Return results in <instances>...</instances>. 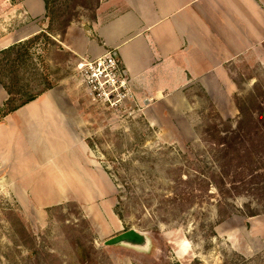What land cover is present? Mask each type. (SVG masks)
Returning <instances> with one entry per match:
<instances>
[{"label": "rangeland", "instance_id": "rangeland-1", "mask_svg": "<svg viewBox=\"0 0 264 264\" xmlns=\"http://www.w3.org/2000/svg\"><path fill=\"white\" fill-rule=\"evenodd\" d=\"M101 2L61 0L72 22L85 25ZM57 36L32 48L39 73L53 86L71 78L83 87L76 59L60 51ZM230 71L238 89L235 108L222 117L195 88L196 126L167 118L152 126L131 103L105 110L82 90V168L98 183L91 206L70 200L38 208L0 192V264H264V179L254 190L227 191L229 184L219 182L226 162L211 144L218 140L204 135L214 124L236 128V99L264 87L263 65L241 61ZM232 163V171H240L239 162ZM129 229L145 233L150 248L104 245Z\"/></svg>", "mask_w": 264, "mask_h": 264}, {"label": "crops", "instance_id": "crops-1", "mask_svg": "<svg viewBox=\"0 0 264 264\" xmlns=\"http://www.w3.org/2000/svg\"><path fill=\"white\" fill-rule=\"evenodd\" d=\"M101 1L91 23L71 22L54 40L77 65L112 51L132 81L134 112L152 126L163 118L196 126L195 88L223 117L238 90L230 65L264 66V0ZM47 27L44 0H0V53ZM73 84L58 81L0 122V192L20 204L91 206L98 183L82 168L84 89ZM7 99L0 84V109Z\"/></svg>", "mask_w": 264, "mask_h": 264}, {"label": "trees", "instance_id": "trees-1", "mask_svg": "<svg viewBox=\"0 0 264 264\" xmlns=\"http://www.w3.org/2000/svg\"><path fill=\"white\" fill-rule=\"evenodd\" d=\"M44 1L48 18L46 31L0 53V84L8 94L0 109V122L54 87L46 74L39 73L32 48L40 40L51 42L52 36L63 35L72 20L69 12L62 8L61 0ZM236 106L239 112L236 128L226 126L220 130V124H214L204 132L208 140H218L211 144L216 148L220 162H226L220 163L219 182L225 187L228 183L229 192L254 190L258 186L256 183L260 184V179H264V87L256 86L249 96L236 99ZM236 161L239 162L238 172L232 171V165H229ZM254 216L253 212L249 215Z\"/></svg>", "mask_w": 264, "mask_h": 264}, {"label": "built area", "instance_id": "built-area-1", "mask_svg": "<svg viewBox=\"0 0 264 264\" xmlns=\"http://www.w3.org/2000/svg\"><path fill=\"white\" fill-rule=\"evenodd\" d=\"M81 84L91 101L105 110L118 111L135 98L132 81L112 51L77 65Z\"/></svg>", "mask_w": 264, "mask_h": 264}, {"label": "water", "instance_id": "water-1", "mask_svg": "<svg viewBox=\"0 0 264 264\" xmlns=\"http://www.w3.org/2000/svg\"><path fill=\"white\" fill-rule=\"evenodd\" d=\"M104 245L108 247L125 246L146 251L150 248V239L143 232H139L136 229H129L108 239Z\"/></svg>", "mask_w": 264, "mask_h": 264}]
</instances>
